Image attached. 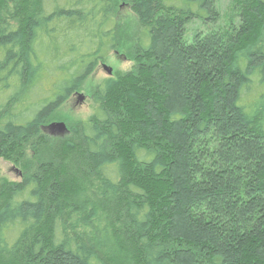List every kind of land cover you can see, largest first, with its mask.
Here are the masks:
<instances>
[{
  "label": "trees",
  "instance_id": "1",
  "mask_svg": "<svg viewBox=\"0 0 264 264\" xmlns=\"http://www.w3.org/2000/svg\"><path fill=\"white\" fill-rule=\"evenodd\" d=\"M114 1L0 0V264H264V0H127L132 68L52 137Z\"/></svg>",
  "mask_w": 264,
  "mask_h": 264
},
{
  "label": "rangeland",
  "instance_id": "2",
  "mask_svg": "<svg viewBox=\"0 0 264 264\" xmlns=\"http://www.w3.org/2000/svg\"><path fill=\"white\" fill-rule=\"evenodd\" d=\"M115 16L119 27L120 46L117 50L108 53L104 60L96 66L95 70L87 77L81 89L75 92L66 102L57 110L52 120L47 123L44 132L52 137L65 138L70 136L71 126L82 119H87L93 112V94L96 87L106 78L110 77L104 65L113 69V75L116 72L127 71L132 68L133 61L129 58L134 38L140 32L137 17L132 11L127 0H115ZM221 12L229 10V0H218ZM202 28L199 20H193L188 24L187 36L190 37L196 28ZM204 29V28H202ZM84 97L83 101L79 96ZM57 124H64L65 129H59ZM205 137H202V141ZM213 150V149H211ZM27 152V151H26ZM32 150L29 149L27 156L22 161H16L13 157H0V179L18 181L21 178L22 165L30 157ZM203 160L206 157H202Z\"/></svg>",
  "mask_w": 264,
  "mask_h": 264
},
{
  "label": "water",
  "instance_id": "3",
  "mask_svg": "<svg viewBox=\"0 0 264 264\" xmlns=\"http://www.w3.org/2000/svg\"><path fill=\"white\" fill-rule=\"evenodd\" d=\"M104 69L106 70V72L108 73V75H113V69L107 65L103 66ZM84 97L82 95L79 96V100L83 101ZM56 127H58L59 129L61 128L62 130L65 129L64 124H57Z\"/></svg>",
  "mask_w": 264,
  "mask_h": 264
}]
</instances>
